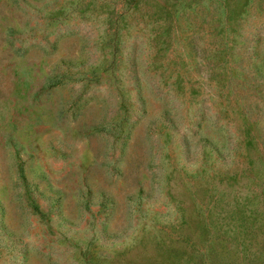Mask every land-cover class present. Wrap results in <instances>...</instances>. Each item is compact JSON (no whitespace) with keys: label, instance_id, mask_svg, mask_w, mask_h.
<instances>
[{"label":"rangeland","instance_id":"obj_1","mask_svg":"<svg viewBox=\"0 0 264 264\" xmlns=\"http://www.w3.org/2000/svg\"><path fill=\"white\" fill-rule=\"evenodd\" d=\"M0 264H264V0H0Z\"/></svg>","mask_w":264,"mask_h":264}]
</instances>
